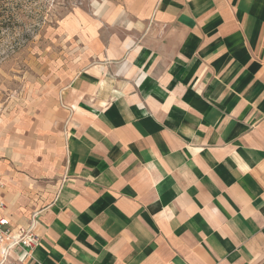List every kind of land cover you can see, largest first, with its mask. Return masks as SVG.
<instances>
[{"label":"crops","instance_id":"0c3cea01","mask_svg":"<svg viewBox=\"0 0 264 264\" xmlns=\"http://www.w3.org/2000/svg\"><path fill=\"white\" fill-rule=\"evenodd\" d=\"M0 124V264H264V0H112ZM63 57V56H62Z\"/></svg>","mask_w":264,"mask_h":264},{"label":"rangeland","instance_id":"374dc122","mask_svg":"<svg viewBox=\"0 0 264 264\" xmlns=\"http://www.w3.org/2000/svg\"><path fill=\"white\" fill-rule=\"evenodd\" d=\"M111 1L0 0V124L35 106L61 60L66 62L58 40L64 18L80 10L104 14Z\"/></svg>","mask_w":264,"mask_h":264},{"label":"built area","instance_id":"2783aa9c","mask_svg":"<svg viewBox=\"0 0 264 264\" xmlns=\"http://www.w3.org/2000/svg\"><path fill=\"white\" fill-rule=\"evenodd\" d=\"M5 183L0 175V254L7 261L18 254L17 260L23 261L39 245L36 235V218L24 229H15L9 217L4 216L7 206L4 198Z\"/></svg>","mask_w":264,"mask_h":264}]
</instances>
